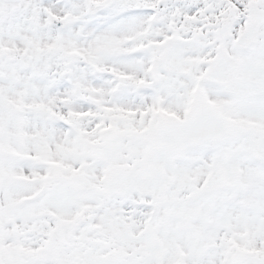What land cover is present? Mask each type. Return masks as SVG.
Segmentation results:
<instances>
[{"label": "snow or ice", "instance_id": "snow-or-ice-1", "mask_svg": "<svg viewBox=\"0 0 264 264\" xmlns=\"http://www.w3.org/2000/svg\"><path fill=\"white\" fill-rule=\"evenodd\" d=\"M0 264H264V0H0Z\"/></svg>", "mask_w": 264, "mask_h": 264}]
</instances>
